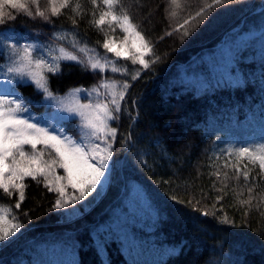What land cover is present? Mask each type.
I'll use <instances>...</instances> for the list:
<instances>
[{
    "label": "trees",
    "instance_id": "16d2710c",
    "mask_svg": "<svg viewBox=\"0 0 264 264\" xmlns=\"http://www.w3.org/2000/svg\"><path fill=\"white\" fill-rule=\"evenodd\" d=\"M77 2L79 14L61 9L50 23L10 10L16 19L0 25V68L10 62V44L35 40L72 53L87 45L116 59L102 44L123 42L125 33L107 18L100 27L92 23L93 13L98 19L107 11L101 0L97 6L71 0ZM204 2L180 0L172 17L170 0H120L152 46L146 60L153 53L159 59L148 68L134 66L137 79H123L131 87L113 122L118 131L108 188L71 219L54 207L58 194L30 177L19 209L16 194L0 192V204L13 206L22 225L0 244V264H264V173L233 151L264 143V0H231L205 19L190 20L188 36L181 35L184 29L173 32ZM40 7L46 9L48 0H40ZM58 63L59 72L47 73L55 97L119 78L76 62ZM15 90L31 112L52 110L33 84L18 82ZM64 124L78 137L74 120ZM248 187L255 197L251 211L238 203L248 198Z\"/></svg>",
    "mask_w": 264,
    "mask_h": 264
},
{
    "label": "snow or ice",
    "instance_id": "6c2138e0",
    "mask_svg": "<svg viewBox=\"0 0 264 264\" xmlns=\"http://www.w3.org/2000/svg\"><path fill=\"white\" fill-rule=\"evenodd\" d=\"M101 2L107 11H101L98 19H95V13H93L92 23L100 27L105 24L106 18L109 26L115 22L125 33V40L129 37L133 40L135 52L130 57L131 62L133 64L139 63L144 68H148L150 63H155L159 57L154 53L151 61L144 59L146 53L152 52V46L144 35L137 30V26L132 23L131 17L123 8L120 0H101ZM230 2L231 0H211L209 3L205 0L203 7L196 12L195 16L184 19L183 23L173 28V32H180L181 29H184L181 35L188 36L190 32L189 29L185 28V25H188L190 20H196L198 17L201 20L205 19L213 9L225 6ZM91 3L93 6H97V0H91ZM170 7L172 8L170 15L176 17L177 10L182 7L180 0H170ZM65 8H69L74 14H79L81 5L78 2L72 5L71 0H48V7L42 10L40 0H0V25L9 20H15L16 14L20 13L32 19L39 17L41 20L50 23V16L58 17L61 15V9ZM10 10H15L16 14ZM75 23L76 21L73 19V24ZM173 32H167L166 35L171 36ZM8 47L12 50L11 63L6 69L9 82H15L16 78L21 81L26 78L36 86L38 91L44 92L46 97L52 100L56 97L50 88L47 73L59 72L60 64L58 61L61 59L75 61L84 65L85 70L91 68L93 72H104L110 68L112 73L128 74L126 67L117 66V60L123 58V53L115 51L110 39H106L102 47L107 53H114L116 59H110L96 53V58L93 59L89 55L87 62L65 48H61L60 54L51 57L49 60L34 54L36 51L34 45L25 44L18 47L13 43ZM73 47H75V42ZM79 51L86 53L88 51L87 45L81 47ZM91 51L95 52L96 50L92 49ZM138 74L139 69L131 76V79H137ZM130 87L131 85L127 81L102 80L99 87L93 88V92L99 96V88L105 89L106 100L97 99L94 103H81L79 99H76L74 103L62 105L61 111H66L70 117L79 119L78 139L64 132L63 126L56 128L43 124L31 114L26 116L25 113H28L29 109L23 97L11 93H0V192L7 197L17 195V201L14 204L15 209H19L25 200L27 185L24 184V180L26 177H30L37 185L43 184L49 192L58 194L54 204L56 209L64 208L76 200H84L97 190V185L102 184V178L106 176L109 170L113 144L117 137L118 129L110 122L119 119L117 113L121 111V102L125 99ZM80 91V89L73 90V95ZM38 145L43 146L41 150H38ZM233 151L238 157H247L250 163L258 165L260 172L264 173V144L256 147H241ZM233 151H229V156L233 154ZM224 166L227 167L228 165L225 164ZM57 168L63 169L64 175H58L56 173ZM213 174L219 177L218 172ZM242 174L247 187L248 173L245 171ZM224 179H228L227 173H225ZM236 179H239V175L236 176ZM68 188L78 192L79 195L69 196L65 199ZM221 190L217 189V191ZM252 192L253 188L248 187V198L238 201L241 205H247L248 211H251L255 199ZM172 199L177 203H185L176 196H173ZM221 199H223L222 196L216 198L217 202ZM256 207H259V202ZM193 210L198 211L199 209L193 207ZM202 214L210 215L207 211ZM244 214L247 215L248 212L246 211ZM222 222L227 223V217ZM5 223L8 224L7 228L4 227ZM21 227L22 225L17 221L16 214L13 212V206L0 204V244L10 242Z\"/></svg>",
    "mask_w": 264,
    "mask_h": 264
},
{
    "label": "rangeland",
    "instance_id": "374dc122",
    "mask_svg": "<svg viewBox=\"0 0 264 264\" xmlns=\"http://www.w3.org/2000/svg\"><path fill=\"white\" fill-rule=\"evenodd\" d=\"M113 47L115 49V51H119L121 53H123V59L126 62H119L117 60V66L118 67H126L128 70V74L124 75L120 72L117 73H112L110 68L107 71L104 72H108L110 74H114L117 75L119 78H112L108 81H117V82H123L124 78H128L131 77L133 74L136 73L135 69L133 68L134 66H140L143 67L142 65H140L139 63L133 64L131 62V56L133 54V52H135V48L133 47V40L131 37H129L127 40H124L123 42L120 41H115V40H111ZM25 44H29V45H34L35 46V53L36 55H40L46 59H51V57L59 55L60 52L59 50L63 47L60 46H55V45H50L47 44V42H42L40 40H35V41H26V42H22L19 46L25 45ZM81 47L77 48V53L76 54L81 60H84L85 62H87V57L89 55H91L93 57V59L96 58V53L92 52L91 49L88 48V51L86 53H81L79 51ZM112 55H114V53H111ZM137 55H139V53H136ZM149 53H146L144 56V59H147ZM12 55V50L10 51V58ZM115 57V55H114ZM110 59H115V58H111L108 57ZM59 61H70V60H65V59H61ZM58 61V62H59ZM71 62H75V61H71ZM11 63V59L10 62L8 63V65L1 69L0 68V93H11V94H15L17 96H19V94L16 92L15 90V86L18 82H26V83H31L30 81H28L26 78L25 80L21 81L19 78H16L15 82H9V78H8V74L6 72L7 67L9 66V64ZM33 84V83H31ZM34 85V84H33ZM100 85V84H99ZM99 85L97 87H99ZM35 86V85H34ZM36 87V86H35ZM96 86H94L93 88H97ZM93 88L91 89H83V88H79L81 91L79 93H76L75 95H73V91H71L70 93H68L65 96H61V97H56V99L52 100V99H48L46 97V99L48 100V102L50 103V105L52 106V110L46 114L43 115H38L36 113H33L29 110L28 113H25V115H29L31 114L32 117H34L36 120L41 121L43 124L46 125H50V126H54L56 128H61L64 132H66L68 135L73 136L71 133H69L66 129H65V122L67 123V121H71L74 120L75 124V131L78 135L79 132V119L76 117H70L69 113L66 111H61V107L62 105H66L69 103H74L76 99H79L81 101V103H89V102H96L97 99L99 100H106L107 99V95H106V90L103 88H99V93L100 95L97 96V94L95 92H93ZM46 96V95H45ZM20 97V96H19ZM63 98V99H61ZM122 103V102H121ZM113 122H110L113 125ZM263 132H264V128H263ZM74 137V136H73ZM74 138H79L78 137H74ZM259 137H257L256 140H258ZM264 144V143H263ZM114 145V144H113ZM42 145H38L37 148L38 150L42 149ZM26 150H27V146H26ZM45 159H47V156H45ZM109 170L106 173V176L102 178V184H98L97 185V190L95 192H92L90 195L87 196L86 199L84 200H76L73 203H69L67 204L64 208L63 211L65 213V218L66 219H71L74 216H76L77 214L81 213V210H86L87 208H89L91 205L96 204L100 197L106 192L108 185H109V181H110V173L112 170V158L109 161ZM56 173L58 175H64L63 169H56ZM27 178V177H26ZM76 195L78 196L79 193L78 192H74L73 189L68 188L66 190V196L65 199H67L69 196H73ZM151 260H154V258L152 257H148ZM145 264H154L151 263L150 261H145Z\"/></svg>",
    "mask_w": 264,
    "mask_h": 264
}]
</instances>
